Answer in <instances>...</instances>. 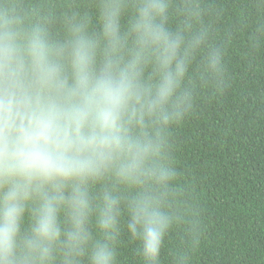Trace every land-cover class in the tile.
I'll list each match as a JSON object with an SVG mask.
<instances>
[{
  "label": "clouds",
  "instance_id": "clouds-1",
  "mask_svg": "<svg viewBox=\"0 0 264 264\" xmlns=\"http://www.w3.org/2000/svg\"><path fill=\"white\" fill-rule=\"evenodd\" d=\"M222 24L212 0H0V264H192L174 133L229 87Z\"/></svg>",
  "mask_w": 264,
  "mask_h": 264
},
{
  "label": "trees",
  "instance_id": "trees-1",
  "mask_svg": "<svg viewBox=\"0 0 264 264\" xmlns=\"http://www.w3.org/2000/svg\"><path fill=\"white\" fill-rule=\"evenodd\" d=\"M237 36L226 57L229 87L206 99L174 133V156L205 209L192 264H260L264 251V50L246 39L253 0H212ZM127 255L131 257L130 251Z\"/></svg>",
  "mask_w": 264,
  "mask_h": 264
}]
</instances>
